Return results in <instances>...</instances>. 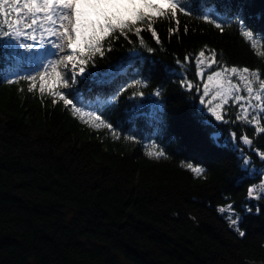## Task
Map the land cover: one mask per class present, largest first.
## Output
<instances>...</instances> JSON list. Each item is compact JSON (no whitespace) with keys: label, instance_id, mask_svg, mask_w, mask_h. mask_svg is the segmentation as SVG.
Returning a JSON list of instances; mask_svg holds the SVG:
<instances>
[{"label":"trees","instance_id":"obj_1","mask_svg":"<svg viewBox=\"0 0 264 264\" xmlns=\"http://www.w3.org/2000/svg\"><path fill=\"white\" fill-rule=\"evenodd\" d=\"M190 7L191 16L178 13L175 34L168 31L174 21L156 23L160 43L146 31L147 47L131 33L109 38L111 51L96 56L90 75L75 85L85 104L116 97L103 112L119 139L29 92L26 80L4 82L15 60L0 50V264H264V198H248L262 176L249 173L241 158L262 165L256 150L264 152V133L237 120L233 105L226 123L216 121L201 106V92L181 86L185 77L202 84L194 63L177 64L207 46L222 64L264 74V58L235 19L264 35V0H190ZM209 9L231 20L223 32L198 19ZM133 80L147 86L129 87ZM156 89L160 97L152 95ZM137 91L144 96L133 97ZM153 145L166 157H149ZM187 164L204 168V176ZM227 205L240 215L244 237L218 210Z\"/></svg>","mask_w":264,"mask_h":264},{"label":"snow or ice","instance_id":"obj_2","mask_svg":"<svg viewBox=\"0 0 264 264\" xmlns=\"http://www.w3.org/2000/svg\"><path fill=\"white\" fill-rule=\"evenodd\" d=\"M178 13L187 16L193 14L190 0H0V50L8 60H15V64L3 73V81L13 84L26 80L29 92L38 90L41 98L51 97L53 105L62 103L86 125L97 131L107 129L114 138L119 139L120 134L104 118L103 112V105L114 103L116 97L96 104H85L83 98L78 96L75 85L90 75L88 66L94 64L96 56L103 58L105 51H111L109 38L119 40L123 36L129 39L131 33L139 38L141 46L147 47L141 35L146 31L160 43L156 23L174 21L176 27L168 31L169 35L175 34L180 25ZM198 19L214 25L221 32L226 24L231 23L230 19L221 17L212 9L199 15ZM235 19L241 35L250 42L256 54L264 58V52L259 51L264 35L257 33L254 36L241 16L237 15ZM184 31H188L187 26ZM105 41H109L107 49ZM65 50L67 54L60 55ZM147 50L154 51L150 47ZM218 55L214 49L205 46L194 57L186 56L183 62L177 60V64L194 63L195 75L202 82L197 84L185 77L181 80V86L189 91L195 89L202 92L200 103L206 106L207 112L216 121L227 122L225 109L231 104L239 109L237 120L252 124L258 133H264V126H261L264 117V74L260 69L222 64L217 59ZM53 56L56 58H50ZM24 62L28 65L27 70L20 67ZM213 68L215 70L211 71ZM135 86L146 87L147 80H133L129 87ZM152 95L160 97L161 91L156 89ZM136 96L143 97L144 92H134L133 97ZM156 112L157 120L162 122L163 111L159 103ZM231 136L235 139V133ZM126 139L136 142L135 136ZM241 140L246 145H252V140L246 135ZM256 151L264 160V152ZM146 154L155 159L166 157L165 151L156 145ZM241 158L242 166L247 170L251 160ZM186 167L196 177L204 176V168L192 164ZM260 175L264 176V173ZM248 198H264V179L259 185L248 188ZM218 210L223 213L226 209L221 207ZM227 210L230 228L244 237L246 233L240 229L241 217L232 205H227ZM246 210L251 212L252 209Z\"/></svg>","mask_w":264,"mask_h":264},{"label":"rangeland","instance_id":"obj_3","mask_svg":"<svg viewBox=\"0 0 264 264\" xmlns=\"http://www.w3.org/2000/svg\"><path fill=\"white\" fill-rule=\"evenodd\" d=\"M60 55H62L61 53H60ZM56 57L55 56H53V59H55ZM215 70V68H213L211 71H214ZM207 74L208 73H206L205 74V76H207ZM243 94V93H242ZM201 95H202V92H201ZM210 98V97H209ZM206 99H208V98H206ZM231 105V104H230ZM201 106H203V108L206 110V106L205 105H201ZM237 107V106H236ZM239 109H238V107H237V111H238ZM225 112H226V109H225ZM258 154V153H257ZM259 156V155H258ZM260 158V157H259ZM261 159V158H260ZM248 171H249V173H251V174H255V173H257V174H261V173H264V161H263V163H262V165L260 166H256L255 164H253L252 162H251V164L249 165V168H248ZM262 179H264V176H262ZM261 182V181H260ZM260 182L259 183H257L256 185H259L260 184ZM225 213L227 214V216L229 215V212H228V210H227V207H225ZM66 214H67V216H68V218H70V217H72V215H73V213H74V210H72V209H70V208H68V209H66ZM236 212V211H235ZM237 213V212H236ZM238 214V213H237ZM239 215V214H238ZM240 216V215H239Z\"/></svg>","mask_w":264,"mask_h":264}]
</instances>
